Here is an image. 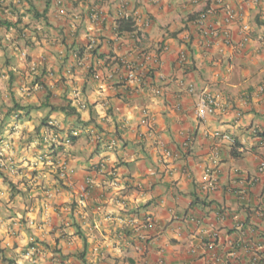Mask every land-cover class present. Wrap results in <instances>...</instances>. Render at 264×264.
Segmentation results:
<instances>
[{
  "label": "crops",
  "instance_id": "crops-1",
  "mask_svg": "<svg viewBox=\"0 0 264 264\" xmlns=\"http://www.w3.org/2000/svg\"><path fill=\"white\" fill-rule=\"evenodd\" d=\"M192 1L52 0L45 26L0 0V264H82L77 232L85 264H264V148L250 136L264 133V0L202 25L213 0ZM214 30L230 45L207 44ZM204 90L216 105L198 120ZM47 125L74 139L39 162Z\"/></svg>",
  "mask_w": 264,
  "mask_h": 264
},
{
  "label": "built area",
  "instance_id": "built-area-1",
  "mask_svg": "<svg viewBox=\"0 0 264 264\" xmlns=\"http://www.w3.org/2000/svg\"><path fill=\"white\" fill-rule=\"evenodd\" d=\"M231 1H234V0H213V6L208 7L205 11H203L199 15L198 19L196 20L197 24L198 25L204 24V22L207 21V19L209 17L214 16L215 14H218L219 16H223L224 23H227V24L232 23V22H236L237 20H239V16H237L235 14V12H233L232 8L230 7ZM61 3H62L61 0H56L57 6H60ZM192 3L197 4L198 0H193ZM241 31L242 32L246 31V27L242 26ZM208 35L210 37V40L206 41L207 44H209L213 39L218 38L221 40L223 45H225V46L230 45L229 34L226 30H223L221 32H219L218 30H214L213 32H210ZM157 60H158L157 56L152 57V63L154 65L157 64ZM180 62L181 63L186 62L185 55L180 56ZM128 77H129V79L135 78L134 74H129ZM186 91L189 93L195 92V90L192 86H189L188 88H186ZM215 105H216V100L211 94H209L205 90L203 92H201L198 95V100H197V105H196V110H195L196 118L198 120H203L207 115L213 113ZM0 118H1V114H0ZM149 122L150 121L148 120L147 116L145 115V120L143 121V123L149 124ZM257 133L258 132L256 130H252L250 133V136L256 142H258L261 147L264 148V139L259 138L257 136ZM217 137L225 140L233 148L235 147V150L237 153L245 152V149L243 146H240V145L236 146V141L231 135L224 134L221 136L217 135ZM113 141L114 140H112V142H110V146L114 145ZM41 142L43 145V152H40L38 155V161L39 162L46 161L49 158L48 153L51 152L52 148L60 146L62 144H64V145L70 144L69 137L61 135L59 128L57 126H53V125H50V126L43 129L42 134H41ZM5 147H6L5 145H2V147H1L0 158L5 156V151H6ZM172 157H173V155H171L170 152L163 150L161 162L164 163L165 160H169ZM93 169L95 171H103V170H106V167L104 164H100V165L95 166ZM257 170L259 173L264 172V155L261 157V159L259 160V162L257 164ZM10 172L12 173V172H14V170L12 168H10ZM67 173H68V171H67L65 163L61 164L58 167V174H59L60 178L61 179L66 178ZM206 173L208 175V171ZM110 176H111V179L109 182L110 186L116 187L118 184V181H117V177L115 176V173L114 172H113V174L111 173ZM91 186H92V180L90 178H86L84 181V185L80 189V193H79V197H78L80 203H82L85 200V198L89 195V190H90ZM263 205H264V197H263ZM260 216L261 217L264 216V209H262ZM215 240H216L215 236H212V243L208 246L209 249L213 248Z\"/></svg>",
  "mask_w": 264,
  "mask_h": 264
},
{
  "label": "trees",
  "instance_id": "trees-1",
  "mask_svg": "<svg viewBox=\"0 0 264 264\" xmlns=\"http://www.w3.org/2000/svg\"><path fill=\"white\" fill-rule=\"evenodd\" d=\"M22 2H24V3H26L27 5H28V10L27 11H25L24 12V15H28V16H30L32 19H34V20H36V19H39V18H42V20H44V25L45 26H47L48 24H47V22H46V17H45V15H46V13L48 12V10L50 9V6H51V4H52V0H44V3H43V8H42V10H41V12H38L33 6H32V4H31V0H21ZM18 22H19V20H18ZM3 25H6L7 27H9V26H11V24H6V22H3ZM19 32V34H20V37H22L21 35H22V33H23V30L22 29H20V31H18ZM77 56V55H76ZM78 57V56H77ZM187 62V61H186ZM45 100H47V97L45 98ZM43 107L44 108H49V112H52V111H57V112H61L62 114H64L65 116H67V115H74L75 114V111H74V109L73 108H70L69 107V105H66V106H63L62 108H59V109H57V108H54V107H52V106H49V105H47L46 106V104H43ZM79 107H81V108H84V106H79ZM16 109V108H15ZM19 110H29V109H32V107H30V106H27V107H19L18 108ZM89 120L87 121V123H86V126L87 125H89V124H91V123H93V120H92V118L95 116L94 114H93V111L91 110V108H89ZM47 127H48V125H47ZM257 131V130H256ZM258 133H257V136L259 137V138H261V139H264V133H262V132H259V131H257ZM67 137H69V140H70V144L69 145H64V144H62V145H60V146H70L71 144H72V142H73V139H74V137L73 136H68L67 135ZM236 146H238V144H237V142H236ZM57 147H59V146H57ZM57 147H54V148H57ZM54 148H52V149H54ZM51 149V150H52ZM234 150H235V147L233 148ZM236 151V150H235ZM169 152V151H168ZM237 153V152H236ZM172 155V154H171ZM77 234L80 236V238H81V240H82V251L79 253V256H78V259H79V261L82 263V264H85V261H84V259H85V255H86V249H87V244H86V240H85V238H84V236L80 233V232H77ZM1 254H3V250H0V255Z\"/></svg>",
  "mask_w": 264,
  "mask_h": 264
},
{
  "label": "clouds",
  "instance_id": "clouds-1",
  "mask_svg": "<svg viewBox=\"0 0 264 264\" xmlns=\"http://www.w3.org/2000/svg\"><path fill=\"white\" fill-rule=\"evenodd\" d=\"M62 1V0H61ZM55 4H56V2H55ZM61 5H62V3H61Z\"/></svg>",
  "mask_w": 264,
  "mask_h": 264
}]
</instances>
